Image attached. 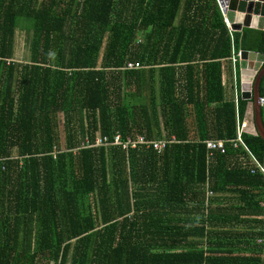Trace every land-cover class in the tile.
<instances>
[{
  "label": "trees",
  "instance_id": "obj_1",
  "mask_svg": "<svg viewBox=\"0 0 264 264\" xmlns=\"http://www.w3.org/2000/svg\"><path fill=\"white\" fill-rule=\"evenodd\" d=\"M242 51L264 31L217 0H0V264H264V141L206 145L241 129ZM116 134L178 143L86 144Z\"/></svg>",
  "mask_w": 264,
  "mask_h": 264
},
{
  "label": "water",
  "instance_id": "obj_2",
  "mask_svg": "<svg viewBox=\"0 0 264 264\" xmlns=\"http://www.w3.org/2000/svg\"><path fill=\"white\" fill-rule=\"evenodd\" d=\"M217 3L231 31L240 32L242 29L264 31V0H217ZM239 55L241 98L248 101L249 108L251 107L255 129L253 134L264 141V118L259 103L264 79V55L243 51Z\"/></svg>",
  "mask_w": 264,
  "mask_h": 264
},
{
  "label": "built area",
  "instance_id": "obj_3",
  "mask_svg": "<svg viewBox=\"0 0 264 264\" xmlns=\"http://www.w3.org/2000/svg\"><path fill=\"white\" fill-rule=\"evenodd\" d=\"M130 68H135V69H140L139 65H130ZM260 104L262 107H264V98L260 99ZM240 135L241 132L238 130L237 137L235 140L232 141H209L206 143L208 150L210 151L211 157L214 155V153L217 151H220L221 153L226 152V145H228L229 148L233 150L239 149V147L242 145L240 141ZM178 141H176L175 138H172L171 140L165 139V140H148L147 138L143 136H139L135 139L128 138L126 141H121L120 140V135L116 134L112 141H107L106 138L101 139L100 137L95 140V144H91L90 141H87V146L89 147H106V146H119L121 147L122 150L128 151V150H134V149H139L141 147H145L146 149L152 148L155 150L158 154L163 153L166 151V149L173 145L176 144ZM260 168L261 172L264 175V164L263 165H258ZM208 196H212L213 192L208 191L207 192Z\"/></svg>",
  "mask_w": 264,
  "mask_h": 264
},
{
  "label": "crops",
  "instance_id": "obj_4",
  "mask_svg": "<svg viewBox=\"0 0 264 264\" xmlns=\"http://www.w3.org/2000/svg\"><path fill=\"white\" fill-rule=\"evenodd\" d=\"M228 30L230 33L234 32V31H231L230 28H228ZM239 54H240V52L237 55L233 54L228 61H225L222 64L221 80H222V87L224 89L225 100L226 99L232 100L234 102H236V99L238 97H241V94H242L241 87H240V85H241L240 74H239L240 71H239V67H238V62L240 59ZM261 98H264V97L261 96ZM259 103H260V100H259ZM261 107H262V105H261ZM247 109H249V110H247ZM248 118H250L249 119L250 120L249 125H250V122H253V115L251 112V107L249 108L248 101H247V107H246V112L244 115L243 122L245 119L248 120ZM240 132L248 134L247 130H244L242 125H241ZM253 133H255V129H253ZM250 135H255V134H250Z\"/></svg>",
  "mask_w": 264,
  "mask_h": 264
},
{
  "label": "rangeland",
  "instance_id": "obj_5",
  "mask_svg": "<svg viewBox=\"0 0 264 264\" xmlns=\"http://www.w3.org/2000/svg\"><path fill=\"white\" fill-rule=\"evenodd\" d=\"M18 42H19V48L21 47L22 51L19 52V55H17V58L20 60V62L26 61L28 55H26L27 51H26V41H25V33L24 32H21L19 34ZM24 46H25V49H24ZM249 119L250 118H248V120L245 119L244 122H242L243 123L242 126H243L244 130H247L248 134H253V122H250V125H249V121H250ZM60 120H61V122L59 124V139H60V142L63 143L64 142V130H63L62 118L61 117H60Z\"/></svg>",
  "mask_w": 264,
  "mask_h": 264
},
{
  "label": "clouds",
  "instance_id": "obj_6",
  "mask_svg": "<svg viewBox=\"0 0 264 264\" xmlns=\"http://www.w3.org/2000/svg\"><path fill=\"white\" fill-rule=\"evenodd\" d=\"M223 18H224V17H223ZM224 22H225L226 26L229 28V26H228V24L226 23L225 19H224Z\"/></svg>",
  "mask_w": 264,
  "mask_h": 264
}]
</instances>
